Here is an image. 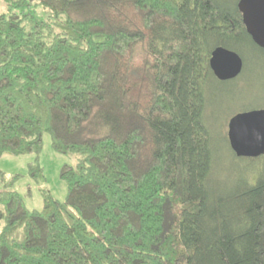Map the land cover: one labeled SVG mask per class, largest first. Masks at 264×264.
Wrapping results in <instances>:
<instances>
[{
  "label": "trees",
  "instance_id": "1",
  "mask_svg": "<svg viewBox=\"0 0 264 264\" xmlns=\"http://www.w3.org/2000/svg\"><path fill=\"white\" fill-rule=\"evenodd\" d=\"M238 1L0 0V158L73 159L40 210L0 172V264H264V165L218 188L203 117L214 49L264 58Z\"/></svg>",
  "mask_w": 264,
  "mask_h": 264
},
{
  "label": "rangeland",
  "instance_id": "2",
  "mask_svg": "<svg viewBox=\"0 0 264 264\" xmlns=\"http://www.w3.org/2000/svg\"><path fill=\"white\" fill-rule=\"evenodd\" d=\"M41 14V10H36ZM246 68L233 82L211 81L205 91L204 122L206 123L216 153L212 180L222 190L232 187L250 167L264 165L263 158L256 161L238 158L232 154L227 139L230 118L242 110L264 108V58L246 50L243 54ZM38 161L44 181L34 183L28 175V164ZM65 163H73L72 157L56 153L51 147L48 134L42 137V146L37 153L0 158V172L10 178L18 175L12 189L16 190L30 210L42 208L40 189L44 188L58 201L66 199L67 187L60 178V169ZM252 173V172H251Z\"/></svg>",
  "mask_w": 264,
  "mask_h": 264
},
{
  "label": "water",
  "instance_id": "3",
  "mask_svg": "<svg viewBox=\"0 0 264 264\" xmlns=\"http://www.w3.org/2000/svg\"><path fill=\"white\" fill-rule=\"evenodd\" d=\"M238 9L252 41L264 50V0H239ZM209 67L219 81L240 75L243 61L233 50L217 47L210 54ZM227 138L237 157L257 158L264 154V108L239 112L228 122Z\"/></svg>",
  "mask_w": 264,
  "mask_h": 264
}]
</instances>
